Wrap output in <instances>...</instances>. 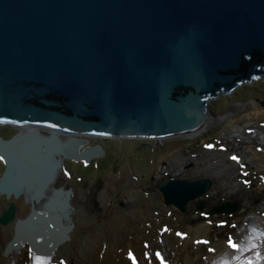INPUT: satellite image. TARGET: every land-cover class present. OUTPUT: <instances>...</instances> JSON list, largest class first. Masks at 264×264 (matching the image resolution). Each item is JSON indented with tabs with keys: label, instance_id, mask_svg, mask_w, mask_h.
<instances>
[{
	"label": "water",
	"instance_id": "1",
	"mask_svg": "<svg viewBox=\"0 0 264 264\" xmlns=\"http://www.w3.org/2000/svg\"><path fill=\"white\" fill-rule=\"evenodd\" d=\"M259 78L264 0H0V127L16 131L0 137V193L31 205L0 214L14 230L3 259L26 243L53 259L70 241L74 190L53 183L65 159L105 153L84 136L191 139L216 116L208 99ZM212 188L209 177L158 187L182 213ZM237 210L225 202L206 214Z\"/></svg>",
	"mask_w": 264,
	"mask_h": 264
},
{
	"label": "rangeland",
	"instance_id": "2",
	"mask_svg": "<svg viewBox=\"0 0 264 264\" xmlns=\"http://www.w3.org/2000/svg\"><path fill=\"white\" fill-rule=\"evenodd\" d=\"M208 105L216 116L232 109L237 112L194 139H165L158 147L153 141H148L150 145L136 140H113L105 144V153L91 162L65 159L64 173L56 186H62L65 181L74 190L72 205L85 210L93 207V203L101 207V197H109L111 211L105 222L111 226L116 216L113 210L121 207L126 183L132 182L138 193L135 198H143L159 210L167 211L180 230H193L184 248L186 259H189L184 264L190 261V264H247L249 260L264 264V135L245 132V127L251 125L264 130V78L242 85L233 93L208 99ZM5 133L6 137L12 135L9 130ZM88 139L93 144L99 142L98 138ZM230 154H238L239 161ZM2 169L0 161V172ZM204 177L213 181V188L192 201L187 213L174 206H165L158 189L162 182L170 178L196 180ZM201 201L205 206L199 212L196 206ZM225 202L237 203L238 210L233 214H206ZM13 203L30 211L31 206L25 199L0 193L2 213ZM125 207L122 205L124 210ZM89 212L91 217L100 216V212L95 214L94 208H89ZM95 228L97 225L91 220L87 229ZM202 228L206 232H202ZM196 232L208 243H198ZM181 236L187 237L186 234ZM229 237L250 250L242 256L234 250L228 251ZM258 240L260 243L256 245ZM257 253L261 254L259 258Z\"/></svg>",
	"mask_w": 264,
	"mask_h": 264
},
{
	"label": "bare ground",
	"instance_id": "3",
	"mask_svg": "<svg viewBox=\"0 0 264 264\" xmlns=\"http://www.w3.org/2000/svg\"><path fill=\"white\" fill-rule=\"evenodd\" d=\"M236 112L232 109L220 116L210 115L205 129L214 128ZM247 120L248 118L245 121ZM246 130L264 135V130L258 125L246 126L245 132ZM197 136L199 135L194 133L189 135L191 139ZM230 157H236V161L240 159L238 154H230ZM136 194L138 195L133 183L127 182L122 195L123 201H121L126 209L124 210L121 205L119 209L113 210L116 216L113 217L111 226L105 222V217L111 211L109 207L105 209L93 203V207L89 206L87 211L75 206L71 239L64 248L61 247L63 249H60L59 254L54 257L53 264H184L186 260H189L186 259L188 258L186 257L187 251L184 248L187 247L189 234L193 230L191 228L180 230L176 222L168 216L167 211L159 210L143 198H135ZM89 208H94L95 214L100 212L99 218L96 215L89 216ZM17 212L18 216L28 213L19 206ZM91 220H94L97 225V228L92 230L87 229ZM200 230L206 232L205 228ZM13 231L12 225L0 228V264H33L34 255L28 247L3 259L2 250L11 240ZM197 233L195 240L201 243L202 237L197 236ZM183 234L187 235L184 239L181 236ZM238 243L241 246L240 251L237 252L238 255L242 256L250 250L241 242ZM259 243L260 240L255 242L256 245ZM227 250L232 251L233 249L228 247Z\"/></svg>",
	"mask_w": 264,
	"mask_h": 264
},
{
	"label": "flooded vegetation",
	"instance_id": "4",
	"mask_svg": "<svg viewBox=\"0 0 264 264\" xmlns=\"http://www.w3.org/2000/svg\"><path fill=\"white\" fill-rule=\"evenodd\" d=\"M242 87V86H241ZM11 131V134L12 135H10V136H8V137H6V134L7 133H5V131ZM16 133V131H14V130H10V129H8V128H6V127H0V137L1 138H3V139H9V138H11L14 134ZM84 138H86V139H88L86 136H84ZM91 140L92 139H94V137H92V138H90ZM96 139V138H95ZM99 139V138H98ZM131 141V140H127V139H123V140H121V141H119V140H114V141H116V142H123V141ZM88 141H89V144L90 145H92V146H96V145H100V146H102L103 147V149H104V146H105V144L106 143H108V142H113V140H109V141H101L100 139H99V142L97 143V144H93L89 139H88ZM141 142H143V143H148V144H151L150 142H146V141H141ZM0 161H1V163H2V167H3V169H2V172H0V178L2 177V175L4 174V171H5V165H4V161L0 158ZM64 167V166H63ZM63 167H61L60 168V170H59V172H58V174H57V177H56V179H55V182L53 183V185L56 187V188H60V187H65L66 188V186L68 187V184L64 181L63 182V184H62V186H56V184H57V181L59 180V178H60V175L62 174V173H64V171H63ZM24 178V177H23ZM23 178H22V180H23ZM28 183H26V182H22V183H20V185L19 186H26ZM18 186V187H19ZM29 186V185H28ZM66 189H69V187L68 188H66ZM13 198V197H12ZM18 199H20V200H23V199H25V195L24 194H21L19 197H18Z\"/></svg>",
	"mask_w": 264,
	"mask_h": 264
},
{
	"label": "snow or ice",
	"instance_id": "5",
	"mask_svg": "<svg viewBox=\"0 0 264 264\" xmlns=\"http://www.w3.org/2000/svg\"><path fill=\"white\" fill-rule=\"evenodd\" d=\"M233 159H237V158L233 157ZM202 243H208V242L207 241H202ZM228 246L230 248H232L236 252H239L240 248H241L240 244L238 242L234 241L231 237H229V239H228ZM260 255H261L260 253H257V257L258 258L260 257ZM157 256H159V254H157ZM130 258L134 259V257H131V256H130ZM37 264H46V261H44V258L38 257L37 258ZM247 264H254V262L249 260L247 262Z\"/></svg>",
	"mask_w": 264,
	"mask_h": 264
},
{
	"label": "clouds",
	"instance_id": "6",
	"mask_svg": "<svg viewBox=\"0 0 264 264\" xmlns=\"http://www.w3.org/2000/svg\"><path fill=\"white\" fill-rule=\"evenodd\" d=\"M256 80H257V79H256ZM256 80H255V81H256ZM255 81H254V82H255ZM247 84H249V83H247ZM244 85H245V84H244ZM244 85H243V86H244ZM241 86H242V85H241ZM238 88H239V87H238ZM238 88H236V89H238ZM236 89H235V90H236ZM235 90H234V91H235ZM234 91H233V92H234ZM233 92H232V93H233ZM252 100L254 101L255 99H252ZM253 101H252V102H253ZM250 102H251V101H250ZM100 204H101V207H102V208L107 209V208L110 206V198L107 197V196H102L101 199H100Z\"/></svg>",
	"mask_w": 264,
	"mask_h": 264
},
{
	"label": "trees",
	"instance_id": "7",
	"mask_svg": "<svg viewBox=\"0 0 264 264\" xmlns=\"http://www.w3.org/2000/svg\"><path fill=\"white\" fill-rule=\"evenodd\" d=\"M213 105H214V104H213ZM211 108H212V105H211ZM182 143H183V142H181V144H182ZM181 144H180V145H181ZM163 148H164V147H163ZM165 148H166V147H165Z\"/></svg>",
	"mask_w": 264,
	"mask_h": 264
}]
</instances>
